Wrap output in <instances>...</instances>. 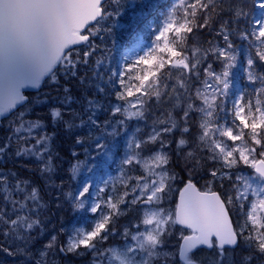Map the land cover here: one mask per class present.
<instances>
[{
	"label": "snow or ice",
	"instance_id": "obj_1",
	"mask_svg": "<svg viewBox=\"0 0 264 264\" xmlns=\"http://www.w3.org/2000/svg\"><path fill=\"white\" fill-rule=\"evenodd\" d=\"M259 7L261 14L247 20L243 5L230 6L232 19L222 23L217 32L223 46L204 49L189 44L190 37L194 29L214 23L218 8L225 11L222 0H173L155 29L152 46L122 70L111 71L108 79L118 85L114 93L118 103L110 114L114 119L121 117L115 123L124 126L136 120L147 124L154 116L151 130L127 138L119 175L111 183L103 181L104 187L93 193L91 183L84 182L77 193L68 194L76 210L92 214L91 226L74 228L60 252L81 255L83 250L91 254L92 264H205L197 253L207 248L216 250L212 264H228L227 253L243 240L248 255L241 264L264 260V0H259ZM121 8L122 0H0V117H13L9 134L0 143V156L15 147L16 157L39 161L41 173L53 170L50 144L55 133L47 131L42 119L25 118L34 102L23 90L39 89L46 77L57 84L61 70L65 76L75 77L78 65H87L92 51L83 52L78 60L73 58L72 46L88 43L90 36L101 31L111 33L112 28L102 22L119 16ZM201 17L203 23L198 22ZM245 21L247 26L241 30L239 24ZM233 22L236 28L230 27ZM233 35L247 42L250 55L244 72L247 80L259 87L236 96L229 108L233 69L238 66ZM136 47L134 42L129 52L134 53ZM209 57L220 63L219 72L210 63L202 66ZM46 102L38 96L35 106ZM152 105L162 109L158 116ZM48 115L66 128L73 126L59 108L51 109ZM88 121L101 129L92 115ZM112 126L113 121L105 120V129ZM116 135L113 128L97 138L99 154L108 155L104 151L108 145L100 139ZM76 142L83 140L77 138ZM172 155H182L185 165H191L189 171L200 167L202 161L219 165L208 175L213 181L228 180L233 194L222 196L210 187L201 190L189 179L179 189L174 207H165L178 178L169 168ZM81 163L73 166V174ZM241 165L252 171H239ZM88 171H92L91 166ZM15 175L0 172V194L5 206H12V215L0 209V228L5 237L26 246L41 224L36 217L42 197L29 181L17 179L12 184L9 176ZM228 205L243 212L242 224L234 227ZM122 217L130 219L120 230L117 224ZM178 226L179 242L170 245ZM116 235L123 243L103 247ZM57 243V236H52L41 257L56 249Z\"/></svg>",
	"mask_w": 264,
	"mask_h": 264
},
{
	"label": "trees",
	"instance_id": "obj_2",
	"mask_svg": "<svg viewBox=\"0 0 264 264\" xmlns=\"http://www.w3.org/2000/svg\"><path fill=\"white\" fill-rule=\"evenodd\" d=\"M172 2L173 0H122L121 14L113 16L112 19L106 22H102L105 27H111L112 32L101 31L96 39L92 38L98 44H95V52L88 57V64H79L75 77L65 76L62 70L57 73L58 90L51 92L49 98L52 99L53 94L58 105L48 109L35 106L38 95L44 93L50 84L51 80L49 78L43 81L41 91L39 90L38 94L26 93L28 98L34 102V105L29 107L32 109V116L42 119L49 133H55L50 144L53 170L47 174L41 173L42 164L33 157H7L6 160L0 159V172L5 175L9 173L16 174L14 177L9 176L12 184L17 179L29 181L32 186L39 188L40 196L42 197L41 207L36 217L41 221V224L33 230V239L26 246L19 240L5 237L3 229L0 228V264H39L44 258L40 255L44 250V245L54 235L57 236L58 243L56 249L48 253L53 256L48 257L47 263L59 257L58 264H62L63 258L66 257L65 253L59 251V247L62 245V236H65L62 231H67L71 223L79 221L81 214L79 210L74 208L71 198L66 195V191L61 188H67L69 194L77 193L84 182H100L106 175V169L113 170L114 167L120 169V162L126 150L127 138L132 135L139 136L150 131L151 128H143L134 121L126 122L124 126H119L115 123V120L120 119V117L114 119L110 114V109L118 103L114 95L118 85L114 86L110 83L108 77L111 71L118 72L122 70L126 63H130L135 59V56L144 54L148 45L152 44L156 34L155 29L163 21ZM235 5L244 6L245 12L248 13L247 20H251L253 16L258 17L262 11L259 7V0H222V6L225 11L220 12V9H217L219 15L215 16V21L210 27L194 29L189 44H197L204 49L216 44L223 46L224 42L217 35V32L220 30L222 23L232 19L229 8ZM198 22L203 23V18L201 17ZM246 26L247 21L239 24L241 30ZM230 27L236 28L237 25L233 22ZM140 35L143 36L145 44H139L138 37ZM232 40L237 46L238 66L233 69L235 77L233 87L230 90L229 108L231 107V100L235 99L236 96L241 93H251L254 87H259L258 84H251L244 72L246 61L250 55L247 42L241 41L236 35L232 36ZM90 42L91 36L88 43ZM134 42L137 43L136 50L134 53H130L129 49ZM86 46L87 44H84L73 48V58L81 59L83 52L88 51L89 47L86 48ZM77 53H80V55L77 56ZM126 55L129 56L128 61L124 60ZM251 55H255L254 50ZM98 61L102 63L98 64ZM208 63L212 64L217 72L221 70L220 63L212 57H209L202 66H206ZM97 71L100 73L99 76L95 75ZM136 72H140V68H137ZM101 88L103 91H99ZM65 89H68V91H65ZM90 101L92 106H90ZM57 107L66 114L65 120H72L73 126L71 128H66L63 122L49 119L50 110ZM160 111L162 109L157 112L160 113ZM153 112L156 115V112ZM67 113H71V115ZM90 115L101 125L99 131L90 125L88 121ZM5 120L7 119L3 118L0 121V134L2 132L1 125L4 124ZM105 120L113 121V126L105 129ZM113 128L117 129L118 135L114 137L106 136L100 139L101 143L108 145V148L104 150L108 152V155L99 154V150L95 146L97 138L101 137L105 131L111 133ZM137 129H140V131L137 132ZM77 138L82 139L83 143L78 144L76 142ZM71 160H80L83 163L77 179L74 181L70 175V166L67 165L68 161ZM175 160L176 172L180 173L178 176L182 178V183L184 181L186 183L191 179L201 190H207L210 187L222 196L232 193L231 188L226 187L229 186L228 180H223L225 186L220 184L219 178L213 181L208 175V171L212 167L217 166L211 161H202L200 167H197L194 171H189L191 165L185 167L182 159L176 158ZM90 166L92 167L91 172L88 171ZM136 174L139 173L137 172ZM59 191H62V193ZM57 194H61L60 197L64 199L66 196L68 202L64 204V201L58 202L55 200ZM14 198L19 199L20 197L15 196ZM11 207V204L5 206L2 194H0V209H4L9 215H12ZM227 207L229 208L234 227L242 224L244 220L243 212L238 206L228 205ZM246 210L247 208H245ZM25 248L27 251H25ZM206 253L216 254V250ZM246 255H248V251L243 240H241L236 250H229L227 253L228 264H230L231 256L233 264H241ZM253 264H264V260L257 258L253 261Z\"/></svg>",
	"mask_w": 264,
	"mask_h": 264
},
{
	"label": "rangeland",
	"instance_id": "obj_3",
	"mask_svg": "<svg viewBox=\"0 0 264 264\" xmlns=\"http://www.w3.org/2000/svg\"><path fill=\"white\" fill-rule=\"evenodd\" d=\"M108 25H110V24H108ZM85 34H87V33H85ZM97 37H98V34L95 35V36H91V42L90 43H86L87 44L86 48L89 47L88 51H92V54L95 52V46H96L95 44H98V42L93 40L92 38L96 39ZM138 41H139V44H145L144 38H143L142 35H140L138 37ZM151 46H152V44L148 45L147 49L149 47H151ZM93 49H94V51H93ZM147 49L145 51H147ZM56 90H58V85L57 84H53L50 81V84L47 86V88L44 91V93L38 95L39 97L46 98L47 102L44 103V104H40V105H38L36 107H39V108L43 107V108H47L48 109L50 107H54V106L58 105V102L56 101V98L53 97V94H52V99L49 98L51 92H53V91L56 92ZM40 91H41V89H40ZM40 91L33 92V93L38 94ZM152 110L155 111L156 112V116H158L159 113L157 111L161 110V109H158L157 106H152ZM28 111H29V115L26 116L25 118L26 119H36L34 116H32L33 115L32 109L29 108ZM10 116L7 117V120H5L4 124L1 125L2 126V132L0 134V143H3L5 141V137L9 134V130H10L9 126H10L11 121L13 120V117L12 116L10 117ZM153 119H154V116H150L148 121H147V124H145L144 121H136V120H132V121H134L138 125H141L143 128L148 129V128H151ZM193 131L195 132V128L193 129ZM228 143L232 144L231 141H228ZM236 143H240V142L238 141ZM14 151H15V147H13L6 155L0 156V159L6 160L7 157L17 158L13 154ZM176 158L182 159L183 160V165H185V162H184V159H183L182 155L181 156L172 155V161H171V163L169 165V168H170L171 171H174L176 173L178 178H177V180L174 182V184L172 186L173 190L168 195V198H167V200L165 202V205H164L165 207H174V202H176L177 199H178L179 189H181L182 186L185 184V181L182 183V178H179V176H178L180 173L176 172V163H175L176 162V160H175ZM78 161L81 162L80 160H71V161H68V164H67L68 166H70L69 171H70V175H71L73 181L77 179V176H78V174L80 172V169L83 166V163H81L79 171L76 174H73L72 168H73L74 165L77 164ZM211 163H213V162L211 161ZM185 167H186V165H185ZM216 167L219 168V165H217ZM119 170L120 169H118L116 167H114L113 170L112 169H106V175H105L104 178L101 179L100 182L96 183L95 181H90V183L92 185L91 191L93 193H95L97 187H104L103 181H105V180H109L110 183H111V179L115 178L116 176L119 175ZM236 171H238V170H236V169L233 170V172H236ZM239 171L251 172L252 170L248 169L246 166L241 165V168L239 169ZM220 184L225 185L224 181H221V180H220ZM228 185L229 186H226V185L225 186L226 187H230V182H228ZM61 189L66 191V195L69 198L68 189L67 188H61ZM59 192L62 193V191H59ZM229 195H232V193H229ZM60 196H61V194H57L55 196V200H57L58 202H63L64 201V204L68 202V198H66V196H65V199L60 197ZM89 202H91V201H89ZM79 212L81 214L80 220L77 221V222L71 223L70 226H69V229L67 231H65V232L62 231V234H65V236L63 235L62 239H61L62 240V245L67 242L68 237H69V235H71L73 233V229L74 228L84 226L85 224H88V222L91 220V216H92L91 213H88V212H85V211H82V210H79ZM129 219H130V217H127V218L126 217H122L120 219L119 223L117 224V228L122 230V226H126L128 224V220ZM88 226L90 227L91 225L88 224ZM179 237H180V231H179V227H178L177 231H175L173 236L169 239L168 243L170 245L177 244L179 242ZM121 243H123L122 238L119 235H116L115 237H110V239L107 242V244H105L103 247H108L109 245H118V244H121ZM81 251H82L81 255H75V254H72V253H65L66 257L63 258V263L62 264H92V259L93 258L91 256V254L86 253L83 250H81ZM197 255L201 259H204L205 264H212V261H213L214 257L216 256V254H213V253L209 254V253L200 252V251L197 253ZM232 255H233V253H232ZM51 256H53V255H49L48 254L46 257L43 258V260L45 261V264H58L59 263V257H56V259H52L51 262L47 263L48 257H51ZM230 264H233L232 256H231V259H230Z\"/></svg>",
	"mask_w": 264,
	"mask_h": 264
},
{
	"label": "water",
	"instance_id": "obj_4",
	"mask_svg": "<svg viewBox=\"0 0 264 264\" xmlns=\"http://www.w3.org/2000/svg\"><path fill=\"white\" fill-rule=\"evenodd\" d=\"M86 44V43H85ZM81 45H84V44H80V45H74V46H72V49L73 48H75V47H77V46H81ZM47 78V77H46ZM45 78V79H46ZM43 82V81H42ZM42 82H41V85H42ZM40 88H41V86H40ZM40 88L39 89H35V88H26V89H24L23 90V92H24V94H26V93H28V92H38L39 90H40ZM10 116V115H9ZM8 116V117H9ZM3 117H0V120L2 119ZM184 186V185H183ZM183 186H182V188H183ZM178 198H179V194H178ZM177 201H178V199H177ZM229 217H230V219L232 220V218H231V215H230V213H229ZM179 227V226H178ZM238 248V246L235 248V249H237ZM235 249H230V250H235ZM201 250H205V251H208V252H211V251H213L214 249H211V250H209V249H207V248H202Z\"/></svg>",
	"mask_w": 264,
	"mask_h": 264
}]
</instances>
